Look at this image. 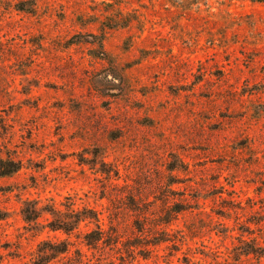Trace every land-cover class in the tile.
I'll return each mask as SVG.
<instances>
[{"label": "rangeland", "instance_id": "obj_1", "mask_svg": "<svg viewBox=\"0 0 264 264\" xmlns=\"http://www.w3.org/2000/svg\"><path fill=\"white\" fill-rule=\"evenodd\" d=\"M0 161V264H264V0H0Z\"/></svg>", "mask_w": 264, "mask_h": 264}, {"label": "trees", "instance_id": "obj_2", "mask_svg": "<svg viewBox=\"0 0 264 264\" xmlns=\"http://www.w3.org/2000/svg\"><path fill=\"white\" fill-rule=\"evenodd\" d=\"M23 11V10H21ZM115 27H119V28H126L127 27V24H122V25H117ZM1 162V161H0ZM18 170V167L12 166V168H2V170H0V177H7L9 176L10 174L16 172ZM34 213V217L31 216L33 215ZM35 213H36V210H32V211H28L26 208L25 209H22L21 210V216H22V220L24 223L26 224H30V223H36L37 220L39 219V214L37 213L36 216H35ZM47 213H51L53 214L52 211H49ZM72 221L71 222H65L64 224H66V228H58V229H61L62 231H65V232H69V231H72L74 229H76V226L85 221L86 219H92V218H88L87 216H79V215H76V216H72L71 217ZM96 219V218H94ZM94 241L96 240H90V239H84V242H85V245L90 247L94 245ZM57 253H62V252H57Z\"/></svg>", "mask_w": 264, "mask_h": 264}]
</instances>
